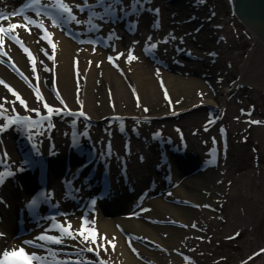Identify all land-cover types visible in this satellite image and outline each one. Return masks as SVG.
<instances>
[{
  "label": "bare ground",
  "instance_id": "obj_1",
  "mask_svg": "<svg viewBox=\"0 0 264 264\" xmlns=\"http://www.w3.org/2000/svg\"><path fill=\"white\" fill-rule=\"evenodd\" d=\"M179 1L181 0L170 2L174 4L172 7L167 0H148L147 5L152 4V9H158L162 14L159 17L160 22L167 21L164 22L163 36H159L152 27L149 33L146 31L148 34L145 37L137 41L138 38L135 37H132V40L126 39L121 48L118 45V54L111 53L109 45L113 36L117 41L123 34L120 27H112L114 23L118 24L116 19L122 18L126 24L134 17V13L140 15L135 21V29L147 26L148 22L153 26L155 24L157 13L153 14L154 11L147 9L146 5L144 10L143 0L140 5L133 0H87L86 4L84 0L41 1V5L50 6L56 13L62 11L59 4H67L72 14H76L74 9L77 5L98 4L83 13L84 17L78 16L75 22L70 24H73V27L80 25L79 28H73V31L79 33L88 30L86 27H89V24L95 25L94 33H88V38L92 40L96 36L101 42L106 38L109 47H101L99 43L95 46L86 43L82 48L77 47L76 42L83 40L80 36L74 43L64 30L54 27L50 21L44 19L41 21L39 18H29L34 21L32 25L27 24L31 34L24 27L8 30L12 24H25L23 18H9L0 24V27L8 30L6 33L11 37V40H7L0 33V61L17 67L22 73L23 82L2 64L0 80L18 93L26 104L25 107L7 88L0 85V104L3 105L0 113L6 115L19 109L26 115H34L38 112L32 109L33 104L36 110L47 116V122L43 121L38 130L32 125V129L25 127L24 134L17 131L0 133L3 139L1 147L7 154V158L2 160L3 163L12 166L19 155V152L13 150L12 137L29 138L35 145L32 149L36 168L34 170L36 176L40 170L39 165L41 170L45 171L43 180L51 194L49 198L60 199L63 195L61 181L68 178L69 172L81 170L86 159L83 157L91 156L93 161L88 165V169L86 166L83 168L82 176L73 178L75 189L81 190L80 184L99 187L97 184L104 171L108 172L110 183L113 184L108 201L93 206L92 212L82 209L74 213V208L78 205L67 202L63 206L68 212H72L69 213L71 218L53 221L58 224L52 227L46 223L37 224L39 228L34 229L30 235H27L26 230L23 235L16 237L15 220L17 211L22 208L23 190L29 186L40 187V184L35 183L33 175L32 178H20L18 182L22 188L19 189L14 187V184L18 186V182L12 184L13 190L9 188L12 180L5 181L0 185V261L5 259L3 252L11 253L23 249L29 258V264H85V260L87 264H142L135 259L136 253L154 264H170L168 255L175 252L182 240L188 242L189 237L184 235L188 236L190 231L169 226H153L149 223L173 222L183 225L186 229L198 226V218L203 217L201 209L210 205L212 195L218 192V186L222 183L217 177V172L221 169H218L216 158L211 154V147L208 148V153L203 148H194L192 151L190 144L186 145L181 134H173L172 142L168 145L162 130L157 129L160 134L152 132L150 136L140 130V127L151 128L154 124L152 120L177 117L180 111L193 110L194 106L210 109L221 106L219 97L202 98L208 94L206 84L213 90H220L214 83L215 80L221 81V77H216L223 74L221 56L216 58L214 55L222 54V49L218 48L219 44L215 40L216 28L208 27L199 17L204 15V20H210L206 18L207 14H203L204 10L198 11L199 5L190 6L188 1ZM199 1L207 7L204 0H196V3ZM161 4L162 6H159ZM13 7L11 0H0V11L7 12ZM103 18H109L105 25L100 21ZM130 22H134V19ZM37 24H42L43 27H36ZM182 27L192 29V34L186 35V39H178L182 33L177 31H182ZM142 29L145 30V26ZM196 33L203 35V40L205 37L202 42L205 50L197 52V56L201 58L200 65L196 64V60L191 56L188 60V55L195 51L192 49L183 52L186 49L184 50L181 44L188 38L191 42L196 40ZM12 37L22 43L12 41ZM122 37L126 38L124 35ZM255 41L257 42L256 39ZM133 42L137 44V53L130 50ZM19 44H23L30 54H26ZM191 44L196 46L195 41ZM129 55L133 59L130 60ZM29 56L32 57L31 60ZM161 65L169 67L170 70L166 71ZM184 72L189 73L187 76H180L185 75ZM26 83L30 86H26ZM241 84L242 81L227 86L225 84L220 87V91L224 93ZM51 86L55 89V94ZM37 91L39 97H42L40 100L45 102L43 105L41 101L38 104L35 99ZM45 104L48 107H45ZM69 111H81L84 119L70 114L64 117L59 114ZM133 117L135 120L139 119V122H133ZM124 120L128 121L125 123ZM75 123L79 131L77 130L74 141L80 140L81 136L85 137L87 130H90L89 141L84 140V148L80 154L74 152L73 141L68 137L70 133L65 129L67 125ZM128 123L130 126L127 131L125 127ZM95 124L101 126L100 133L89 127ZM205 125L207 127L198 130L200 138L204 140L209 136L210 130L209 123ZM119 129H124V132ZM154 134L158 136H153ZM198 141L195 136L191 139L192 143ZM19 145L21 147V144ZM46 150L55 155L49 157ZM39 154L40 158L37 159ZM92 169L95 171L94 176L87 180L86 176ZM193 169L203 172L193 173ZM168 174L171 177L170 184L165 185L164 178ZM175 183L176 188L171 189ZM127 189H130V192ZM160 190H163L161 196L152 199ZM142 191L145 192L146 198L140 208L132 211L130 206ZM86 195L81 193L80 198ZM164 201L186 202L189 208L174 207ZM84 222H87L85 228L82 225ZM29 225V230H32V221ZM122 234L129 238H123ZM22 239H32V243L44 249L38 252L23 247L19 244ZM56 240L60 242H54ZM138 242L153 246L156 250H144ZM262 250L264 245L261 246L260 251ZM58 252H64V255L59 256ZM260 255H263V258L259 260L256 253L250 255L247 264H264V252Z\"/></svg>",
  "mask_w": 264,
  "mask_h": 264
},
{
  "label": "rangeland",
  "instance_id": "obj_2",
  "mask_svg": "<svg viewBox=\"0 0 264 264\" xmlns=\"http://www.w3.org/2000/svg\"><path fill=\"white\" fill-rule=\"evenodd\" d=\"M232 1L204 0L207 7L199 1L200 9L198 11L204 10L203 14H207L206 18L210 20H204V15L199 17L208 24V27L216 28L215 38L217 39L215 40L219 44L218 48L222 49V54L215 53L216 58L218 55L221 56L223 67V74L216 77V79L221 77V81L215 80V85L221 90L220 87L225 84L227 86V84H233L236 81H242V84L224 93L220 90H213L206 84L208 94L202 98L219 97L221 99L220 107L210 109L204 106H194L193 110L180 111L178 116L176 115L177 117H162L152 120L154 124L151 128L142 129L140 127L142 133H147L149 136L152 132L159 130L171 137L173 134H178V136L181 134L186 145L190 144L192 151L194 148H203L206 151L211 147L218 152L216 161L218 169L221 170L217 172V177L222 183L218 186V192L212 195L210 205L201 209L203 217L198 218L199 225L186 229L183 225L173 222L149 223L153 226H169L173 229L190 231L188 236L184 235L189 237L188 242L182 240L175 252L168 255L170 264H247V258L256 252L258 260L263 258V255L260 254L264 251L260 250L264 245V48L234 18L230 10ZM149 5V9L153 10V5ZM156 13V11L153 12V14ZM156 15L154 26L149 25L151 28H156L154 30L158 32L159 36H163L167 21L160 22L159 17L162 15L160 12ZM162 19H164V15ZM142 27L144 28L141 26L135 29L138 35L136 41L146 35V31ZM180 30L183 32L177 31L179 34L182 33L181 36L178 35V39H184L186 35L192 34L191 27H182ZM195 35H197L196 46L191 44L189 38L181 44L184 50L193 49L196 53L194 52L192 56L196 58L197 52L205 50L202 45L205 37L203 40V35L200 33ZM124 36L127 40H132L133 37L132 34ZM118 42L113 36L109 44L111 53L118 54L116 47L118 45L120 48L123 47L121 41ZM134 42L130 45V50L137 53V44ZM196 64L200 65L199 60L196 61ZM188 73L184 72L185 75L180 76H187ZM51 89L55 94L53 86ZM35 99L39 104L41 100L38 96H35ZM44 103L43 101L42 105ZM34 106L32 104V109L35 112L37 111L40 115L44 114L36 110ZM18 112L22 113L20 110ZM216 114L219 115L216 116ZM124 121L126 123L128 120ZM132 121L138 123L139 119L135 120L133 117ZM206 123H209L208 129L210 130L209 136L204 140L200 138L198 130L207 127ZM85 125L87 126V124ZM129 126L128 123L125 127L127 131ZM89 127L97 133L102 130L101 126H96V124ZM65 129L67 131V127ZM87 131L86 136L89 138L90 130ZM192 135L199 141L192 143L191 139L194 137ZM132 176L136 177L133 174ZM175 188L176 183L172 189ZM164 202L174 207L189 208L186 202ZM82 225L85 228L87 222ZM122 235L123 238H129L125 234ZM130 240L135 242L133 239ZM137 244L147 251L156 250L148 244L139 242ZM40 251L42 250L40 249ZM57 254L63 256L64 252ZM142 256L136 253L134 257L142 264H154ZM42 264L45 263L42 262Z\"/></svg>",
  "mask_w": 264,
  "mask_h": 264
},
{
  "label": "water",
  "instance_id": "obj_3",
  "mask_svg": "<svg viewBox=\"0 0 264 264\" xmlns=\"http://www.w3.org/2000/svg\"><path fill=\"white\" fill-rule=\"evenodd\" d=\"M231 12L237 22L264 48V0H233ZM191 55H188V60ZM191 58L195 59L193 56ZM195 172L203 171L193 169V173Z\"/></svg>",
  "mask_w": 264,
  "mask_h": 264
},
{
  "label": "snow or ice",
  "instance_id": "obj_4",
  "mask_svg": "<svg viewBox=\"0 0 264 264\" xmlns=\"http://www.w3.org/2000/svg\"><path fill=\"white\" fill-rule=\"evenodd\" d=\"M86 3H87V0H84V4H86ZM141 3H142V0H136V4H137V5H140ZM84 4H82V5H77L76 7H77V8H81V7L84 6ZM59 8L62 10V12L67 13L69 18H71V19H75V16L72 14V10H71V8H70L67 4H63V3H61V4H59ZM155 11H156L157 13L159 12L158 9H156ZM14 15H20V13H14ZM0 18H2V19H7L8 17H7V16H4L2 13H0ZM33 23H34V21H32V20H28V19L26 18V20H25V24H21V25L12 24V25H10V28H9L8 30H14V29H16L17 27H24L27 31H29V34H31V29H28V28H27V24H33ZM36 27H41V28H42L43 25H42V24H37ZM8 30H6V29L3 28V27H0V33H5V32L8 31ZM12 39L16 40L18 43H22V42L18 41L16 37H12ZM153 47H155V45H153ZM24 51H25V52H28V49L25 48ZM29 59L31 60L32 57L29 56ZM49 59H51V57H49ZM129 59L131 60V59H133V57H132L131 55H129ZM110 60H111V58H110ZM13 67H15V66L13 65ZM33 70H35V69H33ZM21 75H22V74H21ZM0 84H3L4 87L7 88L8 91H9L10 93H12V95L15 96L16 99L19 100L20 103H21V104H24L25 107H26V104H25L24 100H23V99L19 96V94L16 93V92H15V91H14L9 85H7V83H5L4 81L0 80ZM37 96H38V98L42 99V97H39V93H38V91H37ZM61 102H63V101H61ZM2 107H3V105L0 104V108H2ZM45 107H48V105L45 104ZM50 110H51V109H50ZM257 123H259V122H257ZM0 130H2V129H0ZM0 183H2V180H0ZM65 231H67V230H65ZM85 239H87V238H85ZM54 242L59 243L60 241H59V240H56V241H54ZM27 243H31V242H27ZM109 243H111V242H109ZM112 246H113V248L115 247V245H112ZM91 250H92V249H89V251H91ZM262 251H264V250H262ZM3 256L5 257V259H4L3 261H0V264H29V258H28V256L24 253L23 249L14 250V251L11 252V253H9L8 251H5V252H3ZM10 256H12V257L19 256L20 259L9 260L8 257H10Z\"/></svg>",
  "mask_w": 264,
  "mask_h": 264
}]
</instances>
